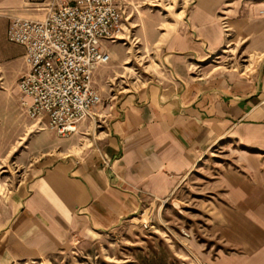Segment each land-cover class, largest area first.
<instances>
[{"label": "crops", "instance_id": "obj_1", "mask_svg": "<svg viewBox=\"0 0 264 264\" xmlns=\"http://www.w3.org/2000/svg\"><path fill=\"white\" fill-rule=\"evenodd\" d=\"M47 1L0 0V130L13 128L0 151L24 167L0 200V264L96 244L140 211L160 239L125 264H264V0H193L183 20L161 31L165 69L128 89L84 147L20 105L16 81L27 65L24 47L7 39L9 17L40 16L30 5ZM236 42L259 56L256 69L191 72ZM222 151L229 156L208 184L197 238L164 219V208L193 169Z\"/></svg>", "mask_w": 264, "mask_h": 264}, {"label": "rangeland", "instance_id": "obj_2", "mask_svg": "<svg viewBox=\"0 0 264 264\" xmlns=\"http://www.w3.org/2000/svg\"><path fill=\"white\" fill-rule=\"evenodd\" d=\"M192 3L193 0L123 1V31L116 42L106 44L109 47L110 59L100 65L94 78L101 96V102L94 109L97 116L95 120L86 119L81 122L90 124L89 129L81 127L79 123L80 132L69 134V136L74 135L79 146H87L93 134L107 126L111 118L109 112L115 109L116 102L128 89L137 88L144 82L156 79L165 69L161 59L165 50L163 48L165 39H162L164 34L161 31L172 30L177 21L185 18ZM30 6L33 7V14L39 15L44 12L42 3ZM160 25L161 27L155 28ZM241 49L240 42L226 43L218 51L219 54L213 53L207 60L197 62L198 65L191 64V72L196 76L200 75L204 66L208 65L210 69L219 66V70L249 73L257 68L259 56L254 52L242 54ZM114 56H118V59H114ZM4 104L0 95L1 117ZM12 136L13 128L0 130V137L12 138ZM213 156L215 158L201 162L193 169L182 183L176 195L177 199H170L163 213L164 219H169V223L170 220H174L170 224L189 228L197 238L203 237L201 227L205 223L203 206L211 197L208 184L213 179L217 166H221V163L228 159L229 153L222 151ZM21 164L14 163L13 154L7 155V152L0 151V200L7 196L22 176L24 167ZM134 216L96 244L86 242L79 249L64 250L26 264H125L127 255H134L138 249L150 246L153 241L160 239L159 231L154 230V225L146 213L140 211ZM143 222H148L149 227H144Z\"/></svg>", "mask_w": 264, "mask_h": 264}, {"label": "built area", "instance_id": "obj_3", "mask_svg": "<svg viewBox=\"0 0 264 264\" xmlns=\"http://www.w3.org/2000/svg\"><path fill=\"white\" fill-rule=\"evenodd\" d=\"M124 0H48L40 16L9 17L7 39L24 47L27 70L16 86L26 114L59 136L95 120L101 96L93 85L97 66L109 61L104 42L123 31ZM149 227L148 222H143ZM189 236L186 229H180Z\"/></svg>", "mask_w": 264, "mask_h": 264}]
</instances>
